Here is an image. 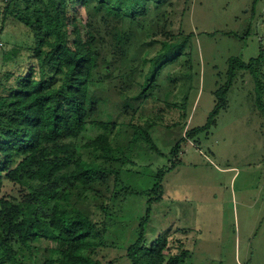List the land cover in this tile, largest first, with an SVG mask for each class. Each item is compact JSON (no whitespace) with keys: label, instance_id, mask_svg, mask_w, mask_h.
<instances>
[{"label":"trees","instance_id":"1","mask_svg":"<svg viewBox=\"0 0 264 264\" xmlns=\"http://www.w3.org/2000/svg\"><path fill=\"white\" fill-rule=\"evenodd\" d=\"M189 1L182 2L183 15ZM78 3L86 10L85 32ZM175 3L2 0L0 33L8 21L18 22L31 31L33 42L2 56L0 264H114L117 258L107 261L98 252L108 247L114 201L123 191L125 196L139 193L126 184L122 170L134 163L136 143L155 148L151 131L164 120V107L150 115L142 107L148 100L157 102L164 68L192 53L183 24L173 28ZM231 61L239 64L216 91L219 103L209 121L187 136L212 127L239 70L255 74L256 104L264 111V53L248 63ZM88 127L100 132L83 144L90 152L85 157L78 139ZM120 133L125 142L118 145ZM164 173L158 171L152 190L162 188ZM150 211L127 247L128 264H183L190 252L181 237L146 240L143 226ZM43 240L52 244L43 248Z\"/></svg>","mask_w":264,"mask_h":264},{"label":"rangeland","instance_id":"2","mask_svg":"<svg viewBox=\"0 0 264 264\" xmlns=\"http://www.w3.org/2000/svg\"><path fill=\"white\" fill-rule=\"evenodd\" d=\"M174 1L173 28L183 24L184 33L191 35L192 53L164 68L157 102L148 100L142 107L145 115L162 112L164 120L151 131L155 148L136 143L134 163L122 170L126 184L139 193L125 196L123 191L114 201L106 236L108 247L114 248L100 249L99 257L128 264L127 247L137 239L151 207L143 226L146 240L151 243L167 234L181 237L190 252L183 264H264V111L256 104L255 74L239 70L212 127L187 136L209 121L219 103L216 91L239 64L231 60L248 63L264 53V0H190L184 15L183 0ZM76 7L85 32L86 10L80 3ZM32 42L26 26L8 21L0 33V72L6 70L4 50ZM133 46L139 47L136 40ZM261 67L264 70V63ZM166 97L172 108L166 107ZM160 106L165 111L159 113ZM99 132L88 127L78 139L85 157L90 152L83 144ZM117 138L118 145L125 142L121 133ZM179 142L175 157L172 149ZM160 169L165 171L163 186L152 190ZM51 244L43 240L41 246Z\"/></svg>","mask_w":264,"mask_h":264}]
</instances>
